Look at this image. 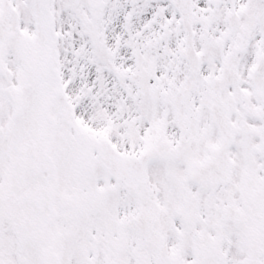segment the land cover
<instances>
[{
    "label": "snow or ice",
    "instance_id": "6c2138e0",
    "mask_svg": "<svg viewBox=\"0 0 264 264\" xmlns=\"http://www.w3.org/2000/svg\"><path fill=\"white\" fill-rule=\"evenodd\" d=\"M0 264H264V0H0Z\"/></svg>",
    "mask_w": 264,
    "mask_h": 264
}]
</instances>
